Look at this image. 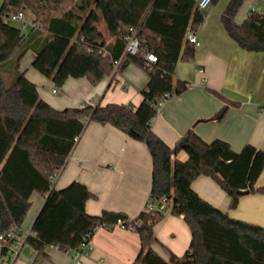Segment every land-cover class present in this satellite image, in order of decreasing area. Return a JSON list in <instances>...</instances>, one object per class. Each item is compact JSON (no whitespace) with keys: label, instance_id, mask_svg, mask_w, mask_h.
<instances>
[{"label":"trees","instance_id":"16d2710c","mask_svg":"<svg viewBox=\"0 0 264 264\" xmlns=\"http://www.w3.org/2000/svg\"><path fill=\"white\" fill-rule=\"evenodd\" d=\"M98 0H0V233L23 225L31 196L44 197L25 243L42 252L53 245L77 250L91 241L100 227L112 229L118 220L139 234L141 248L133 264H171L152 248L154 226L170 210L182 215L191 230V242L174 264H264V225L231 217L202 198L192 187L200 175L213 178L230 198L234 209L242 195L264 194L256 183L264 170V150L252 144L240 150L222 139L205 141L193 129L173 147L153 131L157 103L167 93L180 94L187 84L174 86L177 62L194 55L187 31L197 30L204 12L193 0H106L114 8L121 32L105 47L88 43L82 27ZM219 0H214L218 2ZM245 0H229L222 20L230 36L251 51H264V14L249 11L242 22L236 15ZM28 9L30 31L8 19L14 9ZM130 27L137 30L142 49L154 52L152 69L141 53L126 51ZM32 52V66L50 78L56 88L70 77L86 76L98 84L130 62L150 74L142 90L143 101L132 105L108 103L57 109L42 98L38 85L21 69V60ZM232 105L225 101L215 114L221 119ZM91 122L112 124L147 144L153 159L149 199L167 210L143 209L132 218L121 211L104 210L92 215L87 200L95 197L88 187L73 181L56 188L59 175L79 138ZM186 152L188 157L177 156Z\"/></svg>","mask_w":264,"mask_h":264},{"label":"crops","instance_id":"0c3cea01","mask_svg":"<svg viewBox=\"0 0 264 264\" xmlns=\"http://www.w3.org/2000/svg\"><path fill=\"white\" fill-rule=\"evenodd\" d=\"M173 1L164 0L166 4ZM253 1L243 2L236 15L237 22L246 18ZM228 3L229 0H219L204 12V20L195 30L201 45L194 46L190 59H180L175 66L174 86L185 83L188 89L168 98L152 121L153 131L171 147L193 129L205 141L222 139L235 150L246 144L264 150V51L247 50L230 36L222 20ZM30 29L26 24L24 30ZM120 32L113 6L106 0H98L82 27L84 40L103 48ZM32 61L30 51L21 60V69L38 85L42 98L57 109L108 103L136 108L143 101L142 90L150 80L145 68L130 62L96 85L83 76L70 77L56 88L50 78L32 66ZM225 101L232 105L221 119H215ZM177 157L186 160L188 155L182 151ZM152 172L153 159L145 142L112 124L91 122L54 183L59 189L73 181L85 184L95 195L86 203V210L92 215L112 210L134 218L149 199ZM256 186H264V170ZM192 187L231 217L264 225V194L246 193L237 207L231 209L229 194L210 176L200 175ZM30 200L22 225L27 230H32L44 197L34 192ZM154 232L152 248L171 264L186 252L191 242V230L183 216L170 210L155 224ZM91 244L84 257L86 264H133L141 248L139 234L118 225L112 229L98 228ZM74 251L49 245L39 252L24 243L13 264H69L73 262Z\"/></svg>","mask_w":264,"mask_h":264},{"label":"built area","instance_id":"2783aa9c","mask_svg":"<svg viewBox=\"0 0 264 264\" xmlns=\"http://www.w3.org/2000/svg\"><path fill=\"white\" fill-rule=\"evenodd\" d=\"M196 8L205 12L207 11L214 0H193ZM249 11H255L260 14H264V0H254L251 4ZM25 11L24 9H14L11 11L10 15H8V19L15 22L19 21L23 25H26L24 22ZM129 34L127 36V46L126 51L130 54H138L141 53L145 59V64L149 69H152L154 64L158 61V56L152 52L148 51L146 48L142 49V40L137 34V30L134 27H130ZM186 38L192 42L195 46H200L201 41L199 40L197 34L193 30L187 31ZM56 91V89H54ZM171 97L170 93H167L162 99H160L157 103V110L160 111L161 107L167 101L168 98ZM58 175H55L52 178V181L55 182ZM146 211H154L156 209L165 211L167 210L166 206V198L162 199V202L158 203L148 199L145 208ZM122 226L124 228V222L122 220H118L116 226ZM107 228V227H105ZM98 229V228H97ZM129 229V228H127ZM32 230L24 229L19 225H12L6 231L0 233V262L2 264H13L16 258L18 257L23 244L26 241V238L32 234ZM92 247L91 241L84 243L80 246L79 249L74 251L73 254V262L69 264H86L84 257L88 254V250Z\"/></svg>","mask_w":264,"mask_h":264},{"label":"rangeland","instance_id":"374dc122","mask_svg":"<svg viewBox=\"0 0 264 264\" xmlns=\"http://www.w3.org/2000/svg\"><path fill=\"white\" fill-rule=\"evenodd\" d=\"M248 1H250V0H248ZM25 18H24V22L27 24V25H29V26H31L32 25V20H33V16H32V13L28 10V9H26L25 8ZM14 23V25H16V26H20L22 23L21 22H19V21H15V22H13ZM86 23V22H85ZM85 25V24H84Z\"/></svg>","mask_w":264,"mask_h":264},{"label":"water","instance_id":"95a60500","mask_svg":"<svg viewBox=\"0 0 264 264\" xmlns=\"http://www.w3.org/2000/svg\"><path fill=\"white\" fill-rule=\"evenodd\" d=\"M240 192H241L242 194H246V193H247V191H243V190H242V191H240Z\"/></svg>","mask_w":264,"mask_h":264}]
</instances>
